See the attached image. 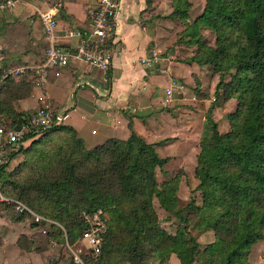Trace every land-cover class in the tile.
I'll return each mask as SVG.
<instances>
[{
	"label": "trees",
	"instance_id": "1",
	"mask_svg": "<svg viewBox=\"0 0 264 264\" xmlns=\"http://www.w3.org/2000/svg\"><path fill=\"white\" fill-rule=\"evenodd\" d=\"M204 1L191 21V0H171L168 15L184 26L180 41L195 46L185 62L207 66L218 77L194 168L192 193L200 192V203L191 196L182 206L179 174L157 182L156 169L170 157L159 156L156 147L171 138L147 142L131 118L126 139L109 138L92 148L70 126L56 125L20 145L10 155L20 154L19 162L0 170L5 196L64 228L65 233L48 226L54 241L77 244L87 228L83 212H107L100 252L84 249V264H167L171 254L180 264H252V246L264 241V0ZM203 30L214 34L213 45ZM26 76L16 80L9 74L0 83V120L8 129L37 109L17 112L12 105L31 90ZM230 99L235 109L225 114L228 130L220 132L213 111ZM154 199L178 222L173 233L162 227ZM194 232H211L213 238L201 245Z\"/></svg>",
	"mask_w": 264,
	"mask_h": 264
},
{
	"label": "crops",
	"instance_id": "2",
	"mask_svg": "<svg viewBox=\"0 0 264 264\" xmlns=\"http://www.w3.org/2000/svg\"><path fill=\"white\" fill-rule=\"evenodd\" d=\"M204 2L191 0L189 21L193 20L192 12L197 6L200 7L197 15L201 13ZM95 3L96 0H15L12 8L0 10V83L9 74L16 80L27 74V80L32 82L27 95L12 100L14 110L33 111L50 104L65 115L62 124L73 128L87 148L109 138L126 139L130 134V118L134 130L147 142L165 138H171L166 143L174 142L178 114L185 108L181 104H188V98L180 95L185 94L188 86L195 87L196 81L204 86V72L208 67L167 57H161L150 68L138 61L149 54L152 42L158 45L166 37L161 27L162 23L172 22L168 17L172 11L171 0H120L111 44L114 54L107 76L80 60H71L63 67H44L50 39L38 18L39 12L49 6L56 8L55 43L72 48L79 39L70 36L69 30L90 28V12ZM171 80L182 83L185 92L176 93L179 97L173 98L169 106L177 101L179 107L176 104L173 110L162 109L161 100ZM191 101L206 105L209 99L198 101L193 97ZM230 104L236 105V101L230 99L223 106ZM135 110L140 113H134ZM167 264L180 263L171 254Z\"/></svg>",
	"mask_w": 264,
	"mask_h": 264
},
{
	"label": "rangeland",
	"instance_id": "3",
	"mask_svg": "<svg viewBox=\"0 0 264 264\" xmlns=\"http://www.w3.org/2000/svg\"><path fill=\"white\" fill-rule=\"evenodd\" d=\"M200 10V7H196L192 16L195 18ZM193 18V19H194ZM162 33L166 35L162 38L157 45L152 42L149 49H157L160 52L161 57L171 56V60L182 61L190 57L193 54L195 46L185 45L180 41V32L184 28L182 23L178 19H172V22L168 24L162 23ZM202 35L208 44H214V34L208 30H203ZM188 55V56H187ZM212 70L207 68L204 72L205 84L197 85L196 89L193 86H188L187 91L180 97H187L188 104H181L185 108L179 112V121L176 123V132L174 142L164 143L156 148V151L161 157H170V160L164 165L163 169H156V179L158 183L163 182L169 176L179 174L181 176L179 182L178 196L181 200L182 206H186L193 196L197 203H200V192L192 190L197 184V179L194 176V168L196 165V157L200 150L199 140L203 128L206 110L213 101V91L215 84L218 80H213ZM196 85V84H195ZM211 93V94H210ZM199 94V95H197ZM201 95V96H200ZM176 100L178 95H175ZM193 97L198 101L201 99H209L207 104L204 102L197 104L192 102ZM173 100V101H174ZM179 107V102H174ZM172 105L171 108L168 104L163 106L162 109L173 110L176 106ZM207 108L205 109V107ZM223 104H220L221 109H215V116L213 111V118H217L218 130L225 132L228 130L226 126L227 120L225 114L229 110H234L235 104L227 105L225 108ZM134 113H140L137 110ZM204 117V119H203ZM160 138L161 136H157ZM169 145V146H168ZM22 158L18 154L13 161L10 162V167L16 165ZM0 204V264H71V254L66 248L65 242L60 243L54 241L48 234L51 230L49 225H32L30 218L24 221L17 222L13 220L16 213L12 208L4 207ZM154 206L159 216L162 227H164L170 233H173L176 229V220L166 213L154 199ZM195 238L198 243L205 245L212 240V233L194 232ZM251 252L252 264H264V241H260L255 244ZM197 264V263H194Z\"/></svg>",
	"mask_w": 264,
	"mask_h": 264
},
{
	"label": "built area",
	"instance_id": "4",
	"mask_svg": "<svg viewBox=\"0 0 264 264\" xmlns=\"http://www.w3.org/2000/svg\"><path fill=\"white\" fill-rule=\"evenodd\" d=\"M14 1L4 0L0 2V10L12 8ZM120 9V0H96L90 12V28L69 30L70 36L79 39L78 43L72 48L61 47L55 43L54 34L58 24L55 17L56 8L49 6L41 10L38 18L50 39L44 67H63L71 60H80L90 68L102 71L104 77L107 76V72L112 65L114 52L111 44L115 38L117 17ZM167 58L171 59V57ZM160 59V52L157 49H150L149 54L140 57L138 61L141 65L150 68L155 66ZM184 92L185 88L182 83L171 80L170 85L165 89V96L161 100V104L167 106L172 102L176 93L183 94ZM64 117L65 115L59 113L50 104H45L37 108L16 128L8 129L0 120V170L4 164H10L13 161L14 158H10V155L12 152L18 151L20 145L25 146L32 137H37L51 127L62 124ZM0 203L10 204L18 214H27L36 225L56 224L65 233L64 228L60 224L38 214L23 201L5 196L1 189ZM83 219L87 224V228L81 234L77 244L70 245L65 240L66 248L76 264H84L81 259V252L84 249L91 252L94 256L99 254L103 235L107 230L108 214L102 209H97L92 212H83Z\"/></svg>",
	"mask_w": 264,
	"mask_h": 264
}]
</instances>
